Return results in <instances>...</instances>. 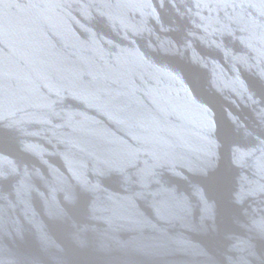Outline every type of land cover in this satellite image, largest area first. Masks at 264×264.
I'll return each mask as SVG.
<instances>
[{"label": "water", "instance_id": "obj_1", "mask_svg": "<svg viewBox=\"0 0 264 264\" xmlns=\"http://www.w3.org/2000/svg\"><path fill=\"white\" fill-rule=\"evenodd\" d=\"M0 264H264V0H0Z\"/></svg>", "mask_w": 264, "mask_h": 264}]
</instances>
